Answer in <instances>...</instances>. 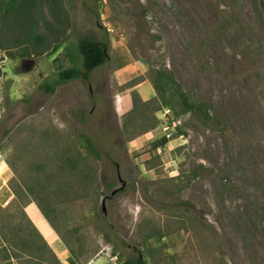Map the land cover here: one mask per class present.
Masks as SVG:
<instances>
[{"label":"rangeland","instance_id":"1","mask_svg":"<svg viewBox=\"0 0 264 264\" xmlns=\"http://www.w3.org/2000/svg\"><path fill=\"white\" fill-rule=\"evenodd\" d=\"M35 16L36 49L0 30V211L24 201L36 225L31 207L56 205L63 264H264V0H38ZM97 34L109 61L43 91ZM160 70L211 119L159 109Z\"/></svg>","mask_w":264,"mask_h":264},{"label":"trees","instance_id":"2","mask_svg":"<svg viewBox=\"0 0 264 264\" xmlns=\"http://www.w3.org/2000/svg\"><path fill=\"white\" fill-rule=\"evenodd\" d=\"M38 0H0V22L2 23L0 30L14 34V40L21 45L24 41L29 46L35 49L42 46L44 43V36L35 32L36 16L35 3ZM54 19H58L55 14H52ZM6 33V34H8ZM109 40L101 38L98 34L96 36L85 35L81 37L77 44L76 50L79 53L82 66H72L58 72V79L51 82L45 81L40 88L47 92L54 94L56 88L72 80L88 81L90 75L96 69L102 67L109 61ZM57 48V47H56ZM42 52H38L41 54ZM153 87L157 93V99L160 102L159 109L162 107H170L176 116L184 115L185 113H192L199 116L205 122L211 119L209 115V106L205 102L189 97L182 91L179 84L170 72L158 71L157 76L151 79ZM164 86V88L161 86ZM165 87H172L174 94L178 99V107L174 106L172 101L166 100ZM169 108V109H170ZM170 109V110H171ZM167 137L160 138L153 142L152 148L154 151L167 147L170 143ZM86 147L90 153L98 155V150L95 143L89 138H85ZM84 163L87 161L84 158ZM72 171L75 169V164L68 159ZM87 179V175H83ZM54 177L53 175L51 178ZM89 178V177H88ZM113 185L110 184V187ZM21 195L20 197L23 196ZM28 205L24 201L17 202L16 211L12 215L2 213L0 216L2 221H7L9 217L16 218L17 223H4L0 226V239H3L1 244L2 260L6 264H63L57 257L53 248L49 245L43 237L37 226L27 216L25 207ZM39 207L48 220L51 226L56 229L55 223L51 217V213H57L56 205L46 202L44 205L39 204ZM12 222V219L10 220ZM73 256L75 252L71 251ZM122 264H147V261L138 255L136 258H126Z\"/></svg>","mask_w":264,"mask_h":264},{"label":"crops","instance_id":"3","mask_svg":"<svg viewBox=\"0 0 264 264\" xmlns=\"http://www.w3.org/2000/svg\"><path fill=\"white\" fill-rule=\"evenodd\" d=\"M129 67L126 66V67H123L122 69L119 70L120 73L124 72L125 70H127ZM32 209L30 210L31 211V214L33 216V219L35 220L36 222V226L39 228L38 230H40V226H39V221L43 220L44 221V224L46 225V231H50V235L49 237L47 235L44 234V232L42 230H40V232L43 234V236L45 237V239L54 244L55 246L58 244V236L56 235L55 231L53 230V228L48 224V222L44 219V217L41 215V213L36 209L34 208L33 206L31 207ZM64 246H62L61 244H58L56 249H58L59 252H61L62 254L65 255V249H63Z\"/></svg>","mask_w":264,"mask_h":264},{"label":"built area","instance_id":"4","mask_svg":"<svg viewBox=\"0 0 264 264\" xmlns=\"http://www.w3.org/2000/svg\"><path fill=\"white\" fill-rule=\"evenodd\" d=\"M163 114H164V119L165 120L171 119V118H169V116L171 115V110L169 108H164L163 109ZM164 122L166 123V121H164ZM165 131L167 132L165 137H167L168 139H171V137L173 136V133L169 132V127L168 126H166V130Z\"/></svg>","mask_w":264,"mask_h":264},{"label":"water","instance_id":"5","mask_svg":"<svg viewBox=\"0 0 264 264\" xmlns=\"http://www.w3.org/2000/svg\"><path fill=\"white\" fill-rule=\"evenodd\" d=\"M105 210V209H104Z\"/></svg>","mask_w":264,"mask_h":264}]
</instances>
